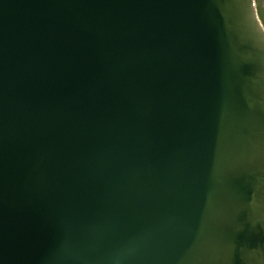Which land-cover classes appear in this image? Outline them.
Returning <instances> with one entry per match:
<instances>
[{"label": "water", "instance_id": "95a60500", "mask_svg": "<svg viewBox=\"0 0 264 264\" xmlns=\"http://www.w3.org/2000/svg\"><path fill=\"white\" fill-rule=\"evenodd\" d=\"M0 264H264L252 0H0Z\"/></svg>", "mask_w": 264, "mask_h": 264}, {"label": "flooded vegetation", "instance_id": "af4514ba", "mask_svg": "<svg viewBox=\"0 0 264 264\" xmlns=\"http://www.w3.org/2000/svg\"><path fill=\"white\" fill-rule=\"evenodd\" d=\"M254 2L256 6L257 15L264 27V0H254Z\"/></svg>", "mask_w": 264, "mask_h": 264}]
</instances>
